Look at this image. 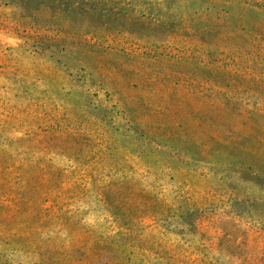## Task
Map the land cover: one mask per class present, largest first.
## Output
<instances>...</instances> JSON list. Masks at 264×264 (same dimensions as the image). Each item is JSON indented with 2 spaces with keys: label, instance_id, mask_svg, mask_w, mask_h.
Returning <instances> with one entry per match:
<instances>
[{
  "label": "rangeland",
  "instance_id": "rangeland-1",
  "mask_svg": "<svg viewBox=\"0 0 264 264\" xmlns=\"http://www.w3.org/2000/svg\"><path fill=\"white\" fill-rule=\"evenodd\" d=\"M110 1L0 0V264H264V0Z\"/></svg>",
  "mask_w": 264,
  "mask_h": 264
},
{
  "label": "trees",
  "instance_id": "trees-1",
  "mask_svg": "<svg viewBox=\"0 0 264 264\" xmlns=\"http://www.w3.org/2000/svg\"><path fill=\"white\" fill-rule=\"evenodd\" d=\"M13 4L25 11L26 16L35 10H44L48 16L57 21L56 28L66 32L70 38H82L89 42L86 36L91 33L90 17L95 14L109 15L117 19V15L126 19L123 6H115L110 0H12ZM128 18V17H127ZM129 19V18H128ZM138 20V19H137ZM106 23V22H105Z\"/></svg>",
  "mask_w": 264,
  "mask_h": 264
}]
</instances>
